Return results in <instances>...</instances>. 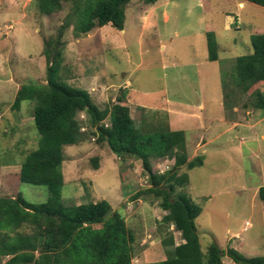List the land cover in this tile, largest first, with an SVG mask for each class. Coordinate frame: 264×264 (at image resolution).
<instances>
[{
  "label": "rangeland",
  "instance_id": "obj_1",
  "mask_svg": "<svg viewBox=\"0 0 264 264\" xmlns=\"http://www.w3.org/2000/svg\"><path fill=\"white\" fill-rule=\"evenodd\" d=\"M235 6V0H130L122 30L105 24L82 33L69 18V2L42 14L36 0H0V195L20 191L35 205L48 195L44 186L17 181L24 154L37 147L39 133L32 99H21L18 108L13 104L23 96V86L45 83L44 45L51 38L62 46L61 81L85 89L99 108L121 102L137 125L193 128L184 130L187 155L201 154L204 163L190 170L180 166L177 174L187 172L190 182L176 191L202 208L194 220L201 248L216 242L246 257L264 255V202L257 193L264 185V109L250 100L256 85L247 92L237 86L235 62L252 52L251 35L264 31V7L247 3L241 27L225 29V12L235 13ZM208 33L218 43L215 61L208 60ZM259 88L264 91V81ZM167 106L181 112L179 124L170 126ZM75 119L83 137L64 147L62 200L107 199L134 232L132 263L165 259L162 240L182 239L162 221L166 211L159 200L144 191L151 184L142 160L120 157L98 142L85 110ZM110 121L108 114L102 124L108 127ZM166 159L151 158L152 169L171 168L173 159ZM138 191L142 194L136 197ZM6 259L0 256V264ZM222 260L241 264L227 255Z\"/></svg>",
  "mask_w": 264,
  "mask_h": 264
},
{
  "label": "trees",
  "instance_id": "obj_2",
  "mask_svg": "<svg viewBox=\"0 0 264 264\" xmlns=\"http://www.w3.org/2000/svg\"><path fill=\"white\" fill-rule=\"evenodd\" d=\"M129 1L36 0L42 14L59 11L63 2H69V18L74 21L75 30L82 33L105 24L122 30ZM247 1L264 6V0ZM250 41L252 52L235 58L236 84L242 92L256 85L250 100L255 107L264 109V91L259 88L264 81V31L252 34ZM55 42L49 38L44 45L45 83L23 86V96L13 104L18 108L21 99H32V118L39 133L37 147L24 154L17 181L44 186L48 195L37 205L28 203L18 190L15 196L0 195V256L7 257L2 264H133L134 232L107 199L75 203L61 197L64 147L77 144L83 137L75 119L82 110L96 127L98 142H106L120 157L142 160L151 184L144 191L158 199L159 206L166 211L162 221L180 233L179 243L172 235L162 240L165 259L147 264H223L224 255L236 263L264 264V255L246 257L234 248L223 250L216 242L205 250L201 248L194 220L202 208L184 192L176 191V186L184 187L190 182L187 172L177 174L178 168L185 166L190 170L201 166L204 156L188 158L184 130H171L159 124L137 125L127 105L115 102L101 109L85 89L61 81L62 46L59 40ZM207 48L208 59L217 60L218 44L212 33L207 34ZM224 92L227 101V89ZM108 114L110 126L105 127L102 120ZM151 158L173 159V164L168 170L156 172ZM94 166L99 167L96 158ZM257 193L264 202V185L258 187ZM141 194L138 191L135 195Z\"/></svg>",
  "mask_w": 264,
  "mask_h": 264
},
{
  "label": "crops",
  "instance_id": "obj_3",
  "mask_svg": "<svg viewBox=\"0 0 264 264\" xmlns=\"http://www.w3.org/2000/svg\"><path fill=\"white\" fill-rule=\"evenodd\" d=\"M156 1H157V0H156ZM235 2H236L235 13H231V14H230L229 11H226V12H225V15H226V17H225V21H224V28H225V29H229L231 25H233L234 28H240L241 25H242L243 22H244V20L242 21L240 15H242V13L244 12L243 9H245L247 3H252V2H249V1H247V0H235ZM253 4H255V3H253ZM200 5H201V4H200ZM255 5H258V4H255ZM260 6H262V5H260ZM151 7H154V5L151 6ZM263 7H264V6H263ZM238 10H242V12L240 13ZM236 11H237V12H236ZM163 13H164L165 18L167 19V18H168L167 13H166V12H163ZM206 41H207V39H206ZM234 41H235V40H234ZM216 42H217V41H216ZM206 43H207V42H206ZM217 44H218V43H217ZM208 60H209V59H208ZM199 107H200L201 109H203V108H204V105H203V104H200ZM165 108H166V111H167V116H168V118H169L168 122H169L170 126H175L174 123L179 124V116H183V115H180L181 112H180V111H177V112L174 111L173 108H172L171 106H167V107H165ZM184 114H185V113H184ZM192 116L195 117L196 114H192ZM197 118H198V117H197ZM233 122H234V121H233ZM177 126H178V125H177ZM233 126L235 127L236 124H233ZM171 129H172V127H171ZM177 129H182V130H185V132H186L187 129H193V128H192V127H188V128H179V127H178ZM194 129H195V128H194ZM203 129L206 130V127L203 128ZM172 130H175V129H172ZM193 131H194V130H193ZM197 134H198V133H197ZM205 135H206V134H204V135H202V136H205ZM205 139H206V137H202V138H201V140H205ZM207 142H208V141H205L203 144L206 145ZM204 145H203V146H204ZM204 149H205V148H204Z\"/></svg>",
  "mask_w": 264,
  "mask_h": 264
}]
</instances>
